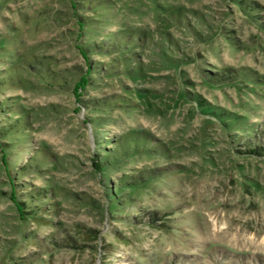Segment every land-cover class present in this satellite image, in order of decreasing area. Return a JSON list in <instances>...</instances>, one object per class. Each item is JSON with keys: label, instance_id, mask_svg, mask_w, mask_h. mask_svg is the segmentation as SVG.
<instances>
[{"label": "rangeland", "instance_id": "374dc122", "mask_svg": "<svg viewBox=\"0 0 264 264\" xmlns=\"http://www.w3.org/2000/svg\"><path fill=\"white\" fill-rule=\"evenodd\" d=\"M0 264H264V0H0Z\"/></svg>", "mask_w": 264, "mask_h": 264}]
</instances>
